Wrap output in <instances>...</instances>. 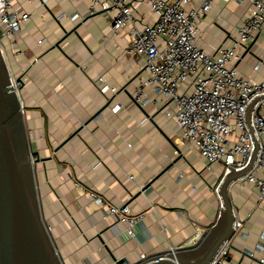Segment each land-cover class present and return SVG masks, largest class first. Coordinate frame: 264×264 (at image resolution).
I'll return each mask as SVG.
<instances>
[{"label": "crops", "instance_id": "1", "mask_svg": "<svg viewBox=\"0 0 264 264\" xmlns=\"http://www.w3.org/2000/svg\"><path fill=\"white\" fill-rule=\"evenodd\" d=\"M15 5L30 20L7 52L8 66L24 83L19 93L28 141L47 159L35 167L36 183L41 214L61 263L115 264L125 259L136 264L141 255L192 245L218 217L220 201L213 190L220 167L207 169L197 151L178 145L177 124L162 116L161 103H133L147 72L141 59L126 54L127 39L111 37L104 15H87L90 0L46 5L15 0ZM138 13L144 22L153 21L146 5ZM61 14L66 17L57 21ZM217 14L223 25L218 20L206 33L212 45L218 34L212 36L213 31L233 34L243 11L214 0L205 23ZM252 63L246 58L242 72L264 79V68L251 73ZM99 77L116 93L99 91ZM144 94L153 96L150 90ZM92 193L112 205H127L131 214H144L133 238L126 236L125 225L106 216ZM229 197L243 229L230 240V260L225 262L259 264L264 250L260 255L254 251L264 246V203L250 184L234 182Z\"/></svg>", "mask_w": 264, "mask_h": 264}, {"label": "built area", "instance_id": "2", "mask_svg": "<svg viewBox=\"0 0 264 264\" xmlns=\"http://www.w3.org/2000/svg\"><path fill=\"white\" fill-rule=\"evenodd\" d=\"M39 1L46 5L52 0ZM221 1L224 7L233 3L243 14L234 33L221 32L215 45L206 42V33L217 26L220 14L210 24L205 23L214 0H90L87 15H104L111 37L126 38V54L143 61L147 77L136 88L133 103L142 107L161 103L162 116L177 124L178 145L197 151L207 169L220 167L214 194L218 197L219 184L227 173L245 169L255 154L251 168L237 182L252 185L264 203V79L242 72L246 58L253 59L248 66L251 73L258 74L264 68V0ZM140 5L147 6L152 22L139 17ZM65 17L61 14L56 20ZM29 20V14L16 7L15 0H0V50L6 60ZM97 83L102 93H116L102 77ZM144 90L153 96L146 97ZM124 177L133 179L126 173ZM90 197L106 216L126 226L128 238L135 236L143 213L131 214L127 205H112L94 193ZM233 227L235 234L243 229L236 216ZM47 230L50 233L49 227ZM226 248L211 264H226ZM263 250L264 246H259L254 252L260 255ZM145 259V255L140 256V261ZM258 263L264 264L263 256Z\"/></svg>", "mask_w": 264, "mask_h": 264}, {"label": "water", "instance_id": "3", "mask_svg": "<svg viewBox=\"0 0 264 264\" xmlns=\"http://www.w3.org/2000/svg\"><path fill=\"white\" fill-rule=\"evenodd\" d=\"M23 84L21 76L12 79L0 50V264H62L41 214L34 174L35 166L47 159H41L29 145L19 93ZM254 157L245 169L231 170L222 178L218 217L197 243L136 264H211L235 234L229 188L244 178ZM115 264L126 261L118 259Z\"/></svg>", "mask_w": 264, "mask_h": 264}, {"label": "rangeland", "instance_id": "4", "mask_svg": "<svg viewBox=\"0 0 264 264\" xmlns=\"http://www.w3.org/2000/svg\"><path fill=\"white\" fill-rule=\"evenodd\" d=\"M230 5V4H229ZM225 11V13H226V11L228 12V10H224ZM240 14V12L238 11L237 12V15H239ZM224 17V16H223ZM222 16L220 17V19H219V21H218V25L219 26H221V25H223V23H222ZM218 33V34H217ZM217 34V37H220L221 36V32H216V30H214L213 31V33H212V36L213 35H216ZM7 61H8V58H7ZM12 76H13V74H12ZM13 77H15V76H13ZM28 134H29V132H28ZM29 137V136H28ZM29 145H30V148H31V150H34V147H33V144H32V142H30L29 141ZM36 167V166H35ZM34 176H35V180L37 181V177H38V172L36 171V169H35V174H34ZM36 188H37V191H38V193H39V203L41 202V197H40V191H39V186H38V184L36 183ZM40 207H41V203H40ZM41 209V208H40ZM50 234V233H49Z\"/></svg>", "mask_w": 264, "mask_h": 264}]
</instances>
